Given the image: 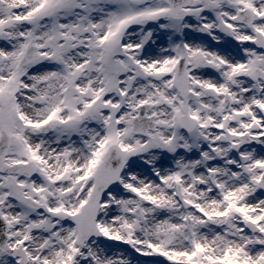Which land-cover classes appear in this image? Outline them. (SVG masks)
<instances>
[{"label": "snow or ice", "instance_id": "snow-or-ice-1", "mask_svg": "<svg viewBox=\"0 0 264 264\" xmlns=\"http://www.w3.org/2000/svg\"><path fill=\"white\" fill-rule=\"evenodd\" d=\"M0 264H264V0H0Z\"/></svg>", "mask_w": 264, "mask_h": 264}]
</instances>
